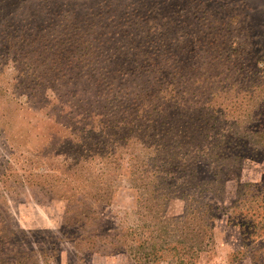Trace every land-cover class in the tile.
<instances>
[{"label":"rangeland","instance_id":"rangeland-1","mask_svg":"<svg viewBox=\"0 0 264 264\" xmlns=\"http://www.w3.org/2000/svg\"><path fill=\"white\" fill-rule=\"evenodd\" d=\"M262 233L264 0H0V264H264Z\"/></svg>","mask_w":264,"mask_h":264},{"label":"trees","instance_id":"trees-1","mask_svg":"<svg viewBox=\"0 0 264 264\" xmlns=\"http://www.w3.org/2000/svg\"><path fill=\"white\" fill-rule=\"evenodd\" d=\"M263 234V233H262ZM264 235V234H263ZM16 259H17V256H16ZM5 260V257H2L0 256V261H4Z\"/></svg>","mask_w":264,"mask_h":264}]
</instances>
